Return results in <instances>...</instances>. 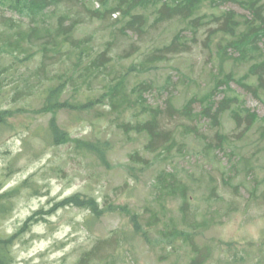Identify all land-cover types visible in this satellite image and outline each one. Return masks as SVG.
<instances>
[{
	"label": "rangeland",
	"instance_id": "obj_1",
	"mask_svg": "<svg viewBox=\"0 0 264 264\" xmlns=\"http://www.w3.org/2000/svg\"><path fill=\"white\" fill-rule=\"evenodd\" d=\"M81 2L86 0H78ZM205 10L208 16L200 20L196 34L181 21L156 25L148 33L147 45L169 43L179 31L187 42V52L171 57L147 76L158 88L144 94L147 106L163 110L161 127L172 129L185 141L184 153H174L173 160L148 152L147 136L123 132L102 104L85 113L62 111L58 120L72 138L105 147V159L77 149L76 141L56 144L49 135L52 115L39 113L40 98L31 97L29 109H24L22 101L13 102L12 85L0 97V110L6 112L10 123L0 129V194L12 192L9 209L0 212V237H11L12 251L17 243L27 251L33 241L51 240L33 256L22 258L20 264H80L98 245L99 251L92 255L95 258L86 264H190L197 252L203 256L201 264H264V81L257 95L236 80L218 85L229 73L238 80L244 78L251 62L239 59L233 49L224 58L220 56L218 44H226L229 38L213 18L228 10L239 15L248 12L233 3ZM49 15L51 22H56L52 9ZM11 17L21 20L19 14L0 5V21ZM25 20H21L22 27H27ZM107 24L88 21L80 26L79 35L94 33L97 46L102 45L113 32L120 31L119 22L109 20ZM5 29L0 25V33ZM123 38L118 41V52L138 41L132 30ZM261 47L264 49V40ZM140 57L134 54L122 59L117 67L126 69ZM0 58L7 64L12 57L4 54ZM40 59L37 55L18 73L33 72ZM247 80L259 85L258 77ZM229 94L238 96L239 103L257 118H243L238 126L229 108L216 125L196 115L193 121L179 113L171 117L166 111L171 96L176 107L182 108L195 96L217 106ZM193 108L198 113L201 102L196 101ZM191 126H198L200 132H188ZM218 133L227 136L225 144H218ZM135 152L148 161L133 159ZM165 169L189 184V219L196 228L185 225L179 197L161 195L157 181ZM53 180L61 189L55 196L51 194ZM68 188L75 191L64 196ZM97 192H102L99 199ZM74 197L79 198L74 202ZM88 199L95 200L96 210L88 205ZM8 227L14 231L9 233ZM33 228L43 231L34 232ZM57 232L63 236L56 237ZM188 234L193 235L186 238ZM69 244L73 246L65 252ZM18 254L13 253L12 264H17Z\"/></svg>",
	"mask_w": 264,
	"mask_h": 264
},
{
	"label": "trees",
	"instance_id": "obj_2",
	"mask_svg": "<svg viewBox=\"0 0 264 264\" xmlns=\"http://www.w3.org/2000/svg\"><path fill=\"white\" fill-rule=\"evenodd\" d=\"M87 2L92 5L88 6ZM225 3L239 5L248 15H239L234 10H228L220 16H213L215 21L221 24V32L229 38L226 44H218V52L224 58L229 49H233L239 53V59L250 61L251 67L244 78L238 80L229 73L219 79L218 85L225 86L236 80L257 95L264 81V49L261 47L264 40V0H86L81 3H78V0H0L2 7L19 14L23 22L27 19V27H22V21L14 17L0 21V25L6 26L0 33V55L8 54L12 57L7 64L2 63L0 58V97L12 85L13 102L22 101L24 109H29L31 97L40 98L42 105L39 113L52 115L49 135L56 144L76 141L77 149L96 153L101 159H105V147L91 140L72 138L58 120L62 111L85 113L102 104L114 116L117 126L123 132L147 136L145 149L148 152H158L157 154L166 160H173L174 153H184L187 147L185 141H180L172 129L161 127L165 117L163 110L147 106L144 94L158 88L155 81L147 76L162 63L169 62L171 57L187 52V42L183 39V32L179 31L169 43L147 45L148 33L151 27L156 25L181 21L196 34L201 19L208 16L205 8L214 9ZM51 9L53 15H56L54 23L51 22L52 15H49ZM114 16L116 18H113ZM94 20L101 21L107 27L109 20L113 23L119 22L121 32H113L109 39L97 46L94 33L79 35L80 26ZM130 30L138 36V41L118 52V41H123V36ZM123 53L126 56H123ZM134 54L141 57L126 69L117 67V62ZM37 55L41 57L39 67L29 74H19V69L26 67ZM22 64L24 66H21ZM134 76L138 78L135 81L132 79ZM250 76L258 77L259 85L250 83L247 80ZM210 97L214 98L213 92ZM238 100V96L229 94L215 106L211 100H199L195 96L182 108H177L171 96L168 98L166 111L171 117L179 113L184 119L193 121L197 120L196 115L209 119L216 125L229 108L232 109L238 126H241L243 118L249 121L257 118L255 113H251L244 107L243 102L239 103ZM196 101L201 102V110L198 113L193 108ZM128 112H131L132 119H126ZM8 125L10 123L6 112L0 110V129ZM191 127L188 132H200L198 126ZM261 132L264 135V127ZM218 136L219 145L228 141L225 134L218 133ZM206 147L211 149L212 145L208 144ZM132 157L135 160L148 161L138 152L133 153ZM157 182L164 198L177 196L182 200L181 210L184 212L185 225L196 228L189 219V184L173 171L166 169L159 174ZM11 193L9 191L0 194V212L9 209ZM75 198L79 197H74V202ZM86 201L96 210L94 199ZM192 235L188 234L186 238ZM98 251L99 245L87 254L80 264H86L88 260L95 258L93 256ZM13 257L11 237H0V264H12ZM202 259V254L197 252L196 258L190 264H201Z\"/></svg>",
	"mask_w": 264,
	"mask_h": 264
},
{
	"label": "clouds",
	"instance_id": "obj_3",
	"mask_svg": "<svg viewBox=\"0 0 264 264\" xmlns=\"http://www.w3.org/2000/svg\"><path fill=\"white\" fill-rule=\"evenodd\" d=\"M126 119H132V114L131 113H127L126 114ZM33 169H29V171H32ZM15 182V181H13ZM52 184V189H51V194L53 196H55L57 194V192H60V186H58L56 184V182L53 180L51 182ZM75 191L74 188H68L66 191H64L63 195L64 196H67L69 195L71 192ZM97 195V198L99 199L100 196L102 195V192H97L96 193ZM42 202V201H41ZM33 206H35V202H33ZM52 219H55V217H52ZM7 231L9 233H11L12 231H14V229L12 227H8L7 228ZM33 231L34 232H39V231H43V228H33ZM64 231H68V229H64ZM56 237H62L63 236V232H57L56 234ZM227 238V237H226ZM24 240H27L28 239V234H25V236L23 237ZM81 240H83V236H81ZM34 244L33 247H31L30 249H28L27 251L23 250L21 248V244L20 243H17L13 249V253L15 254L17 251L19 252V254L16 256V260H17V264H20V261L21 259H27L28 257L30 256H33L35 252H37L38 250L40 249H43L46 244H50L51 243V240L47 241V242H40L39 244H36L35 241L32 242ZM73 245L69 244L68 245V248H65L64 251H68ZM62 253H56L57 256L61 255ZM33 264H36L35 261H33Z\"/></svg>",
	"mask_w": 264,
	"mask_h": 264
}]
</instances>
